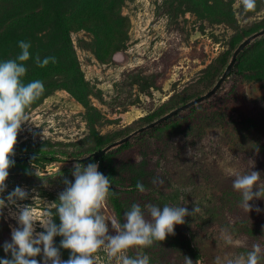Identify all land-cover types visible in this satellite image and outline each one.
I'll list each match as a JSON object with an SVG mask.
<instances>
[{
  "label": "rangeland",
  "instance_id": "rangeland-1",
  "mask_svg": "<svg viewBox=\"0 0 264 264\" xmlns=\"http://www.w3.org/2000/svg\"><path fill=\"white\" fill-rule=\"evenodd\" d=\"M263 30L264 0L251 11L241 0H0V61L20 54L19 41L30 42L22 81L40 80L45 89L26 109L3 196L20 186L29 198L18 203L54 212L74 165L94 162L113 187L100 209L110 225L123 224L133 204L146 219L149 205L200 209L164 241L122 255L227 264L259 245L264 264V200L250 202L261 211L248 214L232 187L236 173L251 170L264 187V34L240 51L209 99L112 147L101 161H79L207 94L240 44ZM37 56L56 62L41 68ZM41 155L54 161L32 160ZM14 211L7 206L0 216V246L17 227ZM36 230L43 231L38 222ZM60 252L68 259L69 250ZM94 255L95 264H122L103 250Z\"/></svg>",
  "mask_w": 264,
  "mask_h": 264
},
{
  "label": "clouds",
  "instance_id": "clouds-1",
  "mask_svg": "<svg viewBox=\"0 0 264 264\" xmlns=\"http://www.w3.org/2000/svg\"><path fill=\"white\" fill-rule=\"evenodd\" d=\"M245 11L256 8V0H241ZM20 54L15 59L0 61V216L7 206H14L10 213L17 227L11 230V240L0 247L10 256L0 257V264H95V253L103 250L108 257L118 258L122 264H150L147 255L129 257L122 255L133 247L147 248L156 241H164L175 234V227L183 225L185 218L200 211L193 206L192 211L184 206L149 205L150 219L145 218L141 206L133 204L124 213L123 224L106 222L100 209L110 195L111 181L98 170L97 163L74 165L72 181H65V188L53 202L55 211L46 210L39 214L31 205L18 201L29 198V192L17 186L5 198L6 180L9 169L15 164L14 146L22 125L28 122L26 109L44 92V84L33 80L27 84L22 78L26 75L25 62L31 58V43L19 41ZM39 67L55 63V57H35ZM260 173L250 171L236 173L232 187L240 193L241 207L248 214L255 210L250 202L264 200V187L258 182ZM157 181H153L156 183ZM162 183V181H160ZM138 191H145L144 185L136 184ZM35 199V197H33ZM58 201V203H57ZM58 218L59 223H56ZM37 222L43 231H37ZM61 237L59 247L54 238ZM230 243L231 241H227ZM69 250L68 259L61 258L60 249ZM261 248L254 245L244 256L227 261V264H259ZM40 257V259H36ZM186 264L193 261L186 257ZM217 264H220L217 259Z\"/></svg>",
  "mask_w": 264,
  "mask_h": 264
},
{
  "label": "water",
  "instance_id": "water-1",
  "mask_svg": "<svg viewBox=\"0 0 264 264\" xmlns=\"http://www.w3.org/2000/svg\"><path fill=\"white\" fill-rule=\"evenodd\" d=\"M263 34H264V30L259 32V33H257V34H255V35H253V36H251L250 38L245 40L242 44H240V46L235 51V53H234V55L232 57V60H231L230 64L228 65L226 71L224 72L223 76L220 78V80L217 82V84L214 86V88L211 91H209L207 94L201 96L200 98H197L196 100H194L192 102H189V103L183 105L182 107L174 110L173 112L169 113L168 115L164 116L163 118L159 119L158 121H156V122H154L152 124H149L148 126L136 131L134 134H132L128 138H125L124 140H121L120 142L114 143V144L108 146L106 149L97 151V152L93 153L92 155L88 156L87 158H83V159H81L79 161L80 162H86L90 158H94V159L98 160V159L102 158L105 155V153L108 150H110L112 147L117 146L119 144L125 143L132 136H134V135H136L138 133H141L143 131H146L148 129H151V128L155 127L156 125L161 124V123L165 122L166 120H168L169 118L175 116L179 112H181L183 110H186V109H188V108L194 106L195 104H198V103H200V102H202L204 100L209 99L211 96H213L219 90V88L222 85V83L224 82V80L229 76V74H230V72H231V70H232V68H233V66H234V64L236 62V58H237L238 54L240 53V51H242L248 44H250L253 39H255L256 37L261 36ZM29 159H30V157H26L24 160L28 161Z\"/></svg>",
  "mask_w": 264,
  "mask_h": 264
},
{
  "label": "trees",
  "instance_id": "trees-1",
  "mask_svg": "<svg viewBox=\"0 0 264 264\" xmlns=\"http://www.w3.org/2000/svg\"><path fill=\"white\" fill-rule=\"evenodd\" d=\"M13 158V156H12ZM41 160V161H54V158H48L47 156H44V155H41V156H38L37 158H32V160ZM99 161H101L100 159H98ZM101 170H102V173L106 176V177H109L108 175V172L107 170L105 169V167L101 166ZM110 191H112L113 187L112 185H110Z\"/></svg>",
  "mask_w": 264,
  "mask_h": 264
}]
</instances>
